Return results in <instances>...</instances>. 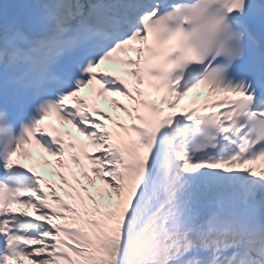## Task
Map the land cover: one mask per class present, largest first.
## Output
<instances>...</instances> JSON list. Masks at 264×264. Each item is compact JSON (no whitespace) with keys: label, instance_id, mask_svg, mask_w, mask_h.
Listing matches in <instances>:
<instances>
[{"label":"snow or ice","instance_id":"6c2138e0","mask_svg":"<svg viewBox=\"0 0 264 264\" xmlns=\"http://www.w3.org/2000/svg\"><path fill=\"white\" fill-rule=\"evenodd\" d=\"M23 260L264 264V0H0V264Z\"/></svg>","mask_w":264,"mask_h":264},{"label":"bare ground","instance_id":"6f19581e","mask_svg":"<svg viewBox=\"0 0 264 264\" xmlns=\"http://www.w3.org/2000/svg\"><path fill=\"white\" fill-rule=\"evenodd\" d=\"M127 103V102H126Z\"/></svg>","mask_w":264,"mask_h":264}]
</instances>
